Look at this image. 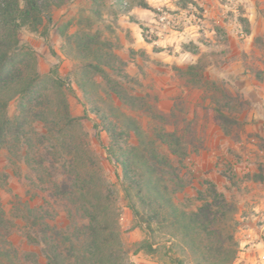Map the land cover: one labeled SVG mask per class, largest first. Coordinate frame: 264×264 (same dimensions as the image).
<instances>
[{
  "label": "rangeland",
  "instance_id": "374dc122",
  "mask_svg": "<svg viewBox=\"0 0 264 264\" xmlns=\"http://www.w3.org/2000/svg\"><path fill=\"white\" fill-rule=\"evenodd\" d=\"M51 1L49 41L58 59L42 37L26 28L18 42L38 55L37 71L50 97L56 88L48 78H56L70 115L79 118L75 135L98 161L119 214L124 264H135L136 253L148 252L139 248L146 240L154 241L153 253L162 263L197 264L167 227L158 229L151 221L154 232L147 233L150 211L135 189L129 194L138 216L128 208L120 162L136 145L129 122L145 133L146 161L158 169L177 208L191 213L222 199L225 212L230 209L226 223L236 244L231 261L264 264V0ZM82 47L87 50L83 62L75 57ZM87 63L100 71L85 68ZM189 65L197 68L189 72ZM163 73L175 76L166 89L153 80ZM20 104L19 97L13 98L6 113L13 124L20 116L26 119L21 128L26 138L15 134L20 146L13 148L12 132L9 147L0 149V260L45 264L39 241L47 229L25 223L21 209L24 201L35 205L32 215L49 223L51 238L53 226H65L64 209L72 206L55 195L54 183L59 184L69 162L51 147L50 135L32 122L33 115H20ZM26 140L41 167L26 164ZM226 245L224 252L233 250Z\"/></svg>",
  "mask_w": 264,
  "mask_h": 264
},
{
  "label": "trees",
  "instance_id": "16d2710c",
  "mask_svg": "<svg viewBox=\"0 0 264 264\" xmlns=\"http://www.w3.org/2000/svg\"><path fill=\"white\" fill-rule=\"evenodd\" d=\"M51 2V0H0V149L9 147L8 138L13 136L12 132L14 136L26 138L21 130L22 126L27 125L26 119L20 116V122L13 124L6 113L8 103L19 97L20 115H24L25 118L33 115L32 122L41 124L50 135L53 142L51 147L63 154L69 162V169L60 177L59 184L54 183L55 195L62 199L66 198L72 206L64 209L67 218L65 226L60 228L53 226L51 238L48 236L49 223L37 221V217L32 215L36 209L35 205H30V201H24L21 209V218L25 223L40 224L42 230L47 229L39 241L44 247L47 260L45 264H124L127 253L120 238L119 214L114 207L110 189L104 186L105 180L100 173L98 161L92 158L89 149L83 147L75 135L79 118L70 115L62 84L56 78H48L56 88L54 97H50L47 84L37 71L38 55L30 47L22 46L18 42L19 31L26 28L29 32L42 37L52 56L56 57L49 41ZM77 43L80 49L79 40ZM84 53H87V50L82 47L75 57L83 62ZM84 67L100 71L97 66L90 63ZM196 68L195 65H189L186 70L191 72ZM34 107H38L39 110L33 113L30 108ZM126 126L134 135L136 145L133 150L124 153V160L120 162L122 167L120 186L133 216L136 218L138 213L130 201L129 189H135L138 194H142L140 202L146 204L150 211L146 216L145 229L148 234L154 232L150 224L154 221L159 225L158 229L167 227L173 231L171 236H180V241L197 264H233L231 257L236 244L233 242L232 227L226 223L225 215L230 209L225 212L224 205L221 204L223 200L216 198L214 203L206 202L191 213L179 210L174 202L173 192L162 184L158 169L146 161L148 143L144 138L145 133L132 122ZM17 136L11 143L13 148L20 146ZM95 139L101 145L97 130ZM24 144L27 150L24 156L26 164L30 167H41L42 161L32 148V143L26 140ZM104 150L107 161L111 162L109 148L105 147ZM151 156L150 158L157 161L154 154ZM113 162H117V159ZM132 167L138 169L141 175L131 173ZM224 232H227L226 236H223ZM170 239L173 240V237ZM153 242L146 240L139 248L153 252ZM227 243H230L233 249L228 253L223 250ZM174 262L181 264L178 260ZM0 264L6 263L0 260Z\"/></svg>",
  "mask_w": 264,
  "mask_h": 264
},
{
  "label": "crops",
  "instance_id": "0c3cea01",
  "mask_svg": "<svg viewBox=\"0 0 264 264\" xmlns=\"http://www.w3.org/2000/svg\"><path fill=\"white\" fill-rule=\"evenodd\" d=\"M148 3L154 2V0H147ZM155 5L159 4L158 2L156 3V1L154 2ZM170 78H175V76L173 74L170 73H163V74H159L158 77L153 78L154 82H157L161 88H168V81L170 80ZM254 210L257 209V206L255 205ZM153 249V248H152ZM154 252V251H153ZM153 252H138L136 253L133 258H134V262L135 264H168V263H162L161 261L158 260V258L155 256V253ZM248 257V255H247Z\"/></svg>",
  "mask_w": 264,
  "mask_h": 264
},
{
  "label": "built area",
  "instance_id": "2783aa9c",
  "mask_svg": "<svg viewBox=\"0 0 264 264\" xmlns=\"http://www.w3.org/2000/svg\"><path fill=\"white\" fill-rule=\"evenodd\" d=\"M229 1H235V0H229Z\"/></svg>",
  "mask_w": 264,
  "mask_h": 264
}]
</instances>
